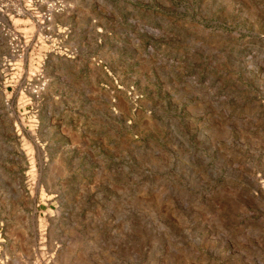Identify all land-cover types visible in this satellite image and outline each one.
<instances>
[{
  "label": "rangeland",
  "instance_id": "obj_1",
  "mask_svg": "<svg viewBox=\"0 0 264 264\" xmlns=\"http://www.w3.org/2000/svg\"><path fill=\"white\" fill-rule=\"evenodd\" d=\"M0 264H264V0H0Z\"/></svg>",
  "mask_w": 264,
  "mask_h": 264
}]
</instances>
